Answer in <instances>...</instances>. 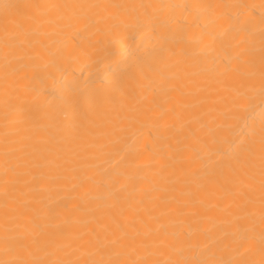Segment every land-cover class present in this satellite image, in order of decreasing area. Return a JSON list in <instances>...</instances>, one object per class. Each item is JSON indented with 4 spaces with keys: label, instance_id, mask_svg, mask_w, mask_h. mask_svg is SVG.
<instances>
[{
    "label": "bare ground",
    "instance_id": "1",
    "mask_svg": "<svg viewBox=\"0 0 264 264\" xmlns=\"http://www.w3.org/2000/svg\"><path fill=\"white\" fill-rule=\"evenodd\" d=\"M264 264V0H0V262Z\"/></svg>",
    "mask_w": 264,
    "mask_h": 264
},
{
    "label": "snow or ice",
    "instance_id": "2",
    "mask_svg": "<svg viewBox=\"0 0 264 264\" xmlns=\"http://www.w3.org/2000/svg\"><path fill=\"white\" fill-rule=\"evenodd\" d=\"M0 264H6V262H0ZM155 264H160V262H155ZM164 264H178V262L175 261H166L164 262ZM179 264H189V262L185 261V262H179ZM196 264H199V262H196Z\"/></svg>",
    "mask_w": 264,
    "mask_h": 264
}]
</instances>
